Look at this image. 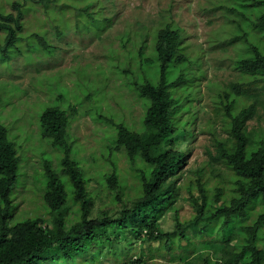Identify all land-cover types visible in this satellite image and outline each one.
<instances>
[{
	"label": "rangeland",
	"instance_id": "rangeland-1",
	"mask_svg": "<svg viewBox=\"0 0 264 264\" xmlns=\"http://www.w3.org/2000/svg\"><path fill=\"white\" fill-rule=\"evenodd\" d=\"M13 1L0 0V8L12 12ZM63 3L70 8L62 10ZM230 3L228 0H60L57 7L52 4L49 13L39 5H32L25 15L23 36L44 37L53 53L37 50L34 38L22 43L20 54L0 63V121L9 128L22 159L23 182L15 190L13 220L41 218L49 228H53L54 219L60 215L67 227L80 220V204L69 198L60 212L55 213L45 199V158L58 176L67 172L66 167L59 170L66 152L52 148L40 124L45 107L58 103L71 108L74 118L67 153L88 180L86 189L93 197L91 218L115 220L125 206L132 207L138 200L140 182L136 180L134 167L143 168V161L138 159L132 165L125 149L114 142L117 133L113 123L121 122L132 130L143 127L146 109L134 81L151 72L140 63L141 48L146 41L144 56H155L157 33L167 24L180 30L185 52L195 60L188 74L196 80L189 89L192 105L181 120L182 125L189 121L188 128H180L176 134L182 137L180 150L189 151L178 173L181 179L177 186L183 188L173 208H168L155 225L165 233H173L177 218L182 223L193 218L195 209L189 192L191 189L198 197L199 180L211 192L217 187H227L230 172L219 159V149L222 143L230 146L231 137L222 97L231 91L232 84L251 81L236 67L246 44L262 42L264 48V37L247 28L237 13L229 11ZM88 4L93 5L91 13L106 21L104 30L85 27V22L78 24L73 7ZM239 23L242 28L238 27ZM58 29L62 32L60 36ZM3 37L0 32V42ZM188 130L192 131L191 136L186 135ZM244 131L254 137L264 133V108L258 109L255 118L245 121ZM113 173L119 175L120 181L115 190L106 182ZM262 209L253 213L249 223L257 219ZM108 232L114 235L113 231ZM198 233V229L188 230L192 248L187 252L177 248L170 255L161 253L159 244L147 242L144 235L135 236L131 229L117 234L119 241L114 247L129 254L125 264H133L142 254L141 264H187L209 253ZM101 256L97 264H121L106 251Z\"/></svg>",
	"mask_w": 264,
	"mask_h": 264
},
{
	"label": "trees",
	"instance_id": "trees-1",
	"mask_svg": "<svg viewBox=\"0 0 264 264\" xmlns=\"http://www.w3.org/2000/svg\"><path fill=\"white\" fill-rule=\"evenodd\" d=\"M228 2H231L229 11L237 13L247 28L264 37V0ZM59 3L60 0H15L11 3L12 12L6 13L0 8V32L4 34L0 42V63L20 54L22 43L34 38L37 50L53 53L44 37L23 36L25 15L32 5H39L49 13L52 4L57 7ZM68 7L63 3L61 9ZM73 9L78 24L85 22V27L104 30L106 21L90 12L92 4ZM238 27L242 28L240 23ZM61 34L58 29L57 35ZM155 42L156 55L152 58L144 56L146 41L141 48L140 63L151 73H143L134 81L146 109L143 127L132 130L121 122L113 123L117 133L114 142L125 149L132 165L138 159L143 161V168L134 167L136 180L140 182L138 200L132 207L125 206L115 220L91 218L93 197L86 189L88 180L67 153L74 118L71 108H63L61 103L45 107L40 114L43 136L49 139L54 150L66 152L59 165V170L67 169L62 176L52 170L49 159L45 158V199L53 211L59 213L70 198L81 206L80 220L67 227L65 218L60 215L54 219L53 228L47 227L41 218L13 220L15 190L23 182L22 159L9 128L0 121V264H97L105 251L125 264L129 254L114 245L119 241L118 233L128 229L135 236L144 235L147 242L158 243L160 252L168 255L177 248L185 252L191 249L193 240L187 231L198 229V237L204 247L209 248V253L187 264L198 261L201 264H264V133L254 137L244 131L245 121L255 118L258 109L264 108L262 42H248L245 53L236 62L238 70L251 81L232 84L231 91H226L222 97L231 143L230 146L220 144L219 159L230 172L228 185L211 192L199 180L198 197L191 189L189 192L194 216L186 223L177 218L173 233H165L155 224L168 208H173L183 188L177 186L181 179L178 173L189 151L180 150L182 137L176 134L180 128H188L189 121L182 125L181 120L192 105L193 95L189 89L196 77H189L188 72L193 70L195 60L185 52L180 30L171 24L159 30ZM251 91L253 94L249 93ZM191 134L189 130L186 133ZM118 176L113 173L106 180L112 190L119 187ZM261 208L263 211L257 219L249 223L253 213ZM109 230L114 235L109 234ZM142 256L133 264H141Z\"/></svg>",
	"mask_w": 264,
	"mask_h": 264
}]
</instances>
